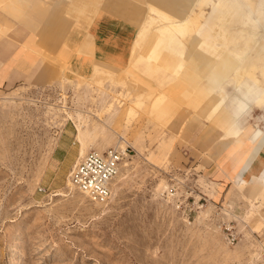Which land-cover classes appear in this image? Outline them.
Segmentation results:
<instances>
[{
    "label": "rangeland",
    "instance_id": "1",
    "mask_svg": "<svg viewBox=\"0 0 264 264\" xmlns=\"http://www.w3.org/2000/svg\"><path fill=\"white\" fill-rule=\"evenodd\" d=\"M251 1L248 19L219 27L239 50L258 41L247 65L264 82V0ZM152 2L157 11L181 3L188 31L155 44L162 34L150 21L138 31L144 0H76L77 23L90 27L101 10L137 33L123 66L85 73L68 61L71 37L87 28L67 0H0V78L20 73L0 87V264H264V180L248 170L264 107L243 116L234 74L219 71L228 67L220 43H199L245 0ZM190 43L196 65L179 55ZM138 55L151 70L133 67ZM79 127L88 153L126 149L106 202L67 184Z\"/></svg>",
    "mask_w": 264,
    "mask_h": 264
},
{
    "label": "bare ground",
    "instance_id": "2",
    "mask_svg": "<svg viewBox=\"0 0 264 264\" xmlns=\"http://www.w3.org/2000/svg\"><path fill=\"white\" fill-rule=\"evenodd\" d=\"M207 1L208 0H197L198 4H195L193 6L202 5V4L206 3ZM144 4H145V10H144L143 18L140 21V29H138V31L139 30L141 31L143 29L144 25L146 24V22L150 21V24H147V26H149L151 28V31H152V29H155L158 33L162 34V37H158L156 39V42H155L156 44H159L161 42L164 43L163 42L164 40L162 38H164V39H166V41L170 42L174 39V36L183 35V34H185L186 31H188V29L190 27V23H191L190 16L188 18L184 19L179 14L178 8L181 7V5H182L181 3L179 4V6L177 8H175L174 11H171V10H168L165 8L161 9V11H159V10L157 11L158 6L156 3H153L152 0H144ZM252 4H253V2L251 0H245L244 6H240L239 8H236L235 5H233V6L229 5V7H227L228 10L226 11V13L221 12L217 17V20H215L213 22L211 34L210 35L205 34V36L199 41V43L208 44L210 41L217 40L220 43V46L219 45L216 46L219 49L220 55L221 56L223 55L225 58L231 57V59L236 60L235 61L236 63L234 64V68L232 69V73L234 74L237 86H239L241 88L240 89V92L242 95L241 97L244 99H245V97H248L249 100H247V101L250 103V105L252 107L258 108V107H264V82H263V80H260V79L255 77L254 67L248 68L247 64H248V61L250 58L251 47L256 49V47L259 45V43H258V41L253 40V39L247 40L245 42L243 48L241 50H239V49L233 47V44H235L236 40H234L232 38L231 33L229 31L223 32L222 27H219L220 21L229 23L231 21L243 20V18L248 19V14L245 13V7H251ZM222 9H221V11H222ZM226 27H227V24H226ZM148 30H146V31H148ZM218 36H219V38H217ZM177 41L179 44L183 43L181 41V39H179V38ZM183 44L185 45V42ZM174 47H177V46L174 45ZM187 50L189 51L188 55H186V54L185 55L179 54V55L182 56V59L184 61L186 60V61H189V63L191 65H196L192 59V55L194 54V51H195L193 44L191 45L190 49H187ZM230 63H232V65H233V62H230ZM247 69H249V70H247ZM222 76L223 77L228 76V74H226V72L222 71ZM79 125H81V124H79ZM78 131H79L78 139H79L80 145H81L80 155H79V159H78V163H79L81 161V159L84 158L88 153L87 142H86V137L88 136V133H86L80 127H79ZM123 139L124 138H122L121 140H123ZM258 147H259V150H258L256 156L258 158L257 160L263 166L262 176L264 178V157H262L260 154L261 151L264 150V135L261 138V141L259 142ZM123 153L126 155V153H127L126 149H125V151H123ZM253 159H254V157H253ZM255 161H256V159L254 161H252V162L250 161L248 163V165H249L248 169H250V168L252 169V165ZM250 177H253L254 179H256L257 175L252 172ZM67 184L72 190L75 188L73 182L71 181V174L68 177ZM81 193L84 194L83 192H81ZM84 195H86V194H84Z\"/></svg>",
    "mask_w": 264,
    "mask_h": 264
},
{
    "label": "crops",
    "instance_id": "3",
    "mask_svg": "<svg viewBox=\"0 0 264 264\" xmlns=\"http://www.w3.org/2000/svg\"><path fill=\"white\" fill-rule=\"evenodd\" d=\"M67 3L68 12L73 18V22L81 28H87L86 25H82L79 22L77 23L76 18L73 17V15L75 16L76 14V0H67ZM91 5L92 4L88 6L87 4L84 6V8H92ZM47 9H49V5L47 6ZM47 9L45 10V12L47 11ZM100 12L101 10L95 11L96 18L93 20V23L92 21L90 22V27H88L83 32L77 33V35H71L72 44H70V48L74 49V55H72L73 59H69L68 61L72 66L76 67L81 72L86 73V71L91 70L92 68L98 69L97 72H102L103 70L107 71L105 69L106 65L123 66L125 62L130 59L132 42L136 33V27L124 21L123 19L106 14L100 15ZM198 40L199 39L195 41ZM191 45L192 43L188 45L187 49H190ZM196 50L197 49H195L194 53L196 52ZM227 60V69H219L221 75L222 71L226 72V74H230L232 72V69L234 68V64L236 63V60L231 59V57H228ZM230 62H233V65ZM133 67H135L136 69H140L141 67L145 70H151V67L147 64L146 59L141 55H138L136 57ZM156 69L157 71L155 72H160L162 70L160 68ZM162 72V77L167 78V74L164 71ZM5 74H3V76ZM19 75V71L9 70L5 77L0 78V87H3L2 89L4 90L11 89L14 83L17 80L19 81V78H17ZM80 77L83 78V76ZM95 78H97L95 74L91 75L90 82L88 83H92L93 81H95ZM239 107L242 110L241 114L243 116H246V114L249 113L252 109L250 103L242 97L239 101ZM263 135L264 131L259 129L253 134L251 138L252 142H260ZM253 165L252 169H248L250 175L252 172L255 173L257 175L255 180L257 182L258 180H264L262 176L263 166L261 165V163L259 162L260 166L256 168H253Z\"/></svg>",
    "mask_w": 264,
    "mask_h": 264
},
{
    "label": "built area",
    "instance_id": "4",
    "mask_svg": "<svg viewBox=\"0 0 264 264\" xmlns=\"http://www.w3.org/2000/svg\"><path fill=\"white\" fill-rule=\"evenodd\" d=\"M124 153L117 149L103 154L90 152L71 171V181L93 201L106 202L112 194L111 184L116 178ZM45 192V189H41Z\"/></svg>",
    "mask_w": 264,
    "mask_h": 264
}]
</instances>
